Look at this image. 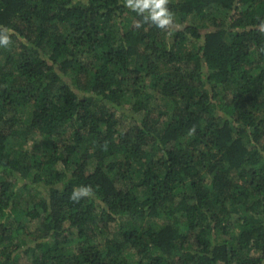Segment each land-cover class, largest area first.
Masks as SVG:
<instances>
[{
	"label": "trees",
	"instance_id": "trees-1",
	"mask_svg": "<svg viewBox=\"0 0 264 264\" xmlns=\"http://www.w3.org/2000/svg\"><path fill=\"white\" fill-rule=\"evenodd\" d=\"M168 8L0 0V264H264V0Z\"/></svg>",
	"mask_w": 264,
	"mask_h": 264
},
{
	"label": "clouds",
	"instance_id": "clouds-1",
	"mask_svg": "<svg viewBox=\"0 0 264 264\" xmlns=\"http://www.w3.org/2000/svg\"><path fill=\"white\" fill-rule=\"evenodd\" d=\"M124 4L130 10L143 17L144 23H151L160 30H168L174 24L173 14L168 8L169 0H124ZM140 27V24L136 25ZM259 31L264 33V21L259 25ZM12 30L0 28V47L7 48L11 44ZM194 132V129H192ZM94 195L91 186L74 188L70 199L78 202L81 198Z\"/></svg>",
	"mask_w": 264,
	"mask_h": 264
},
{
	"label": "rangeland",
	"instance_id": "rangeland-1",
	"mask_svg": "<svg viewBox=\"0 0 264 264\" xmlns=\"http://www.w3.org/2000/svg\"><path fill=\"white\" fill-rule=\"evenodd\" d=\"M66 81L69 82V79L66 78ZM126 97L129 98V95H127ZM124 104L125 105H123L122 109L116 113L117 117H119V119H120V125L122 128H125L130 121V118H128L127 115L125 116L122 113L123 110L128 111L129 100L125 101ZM33 137L34 136L25 138L22 136L21 139L16 143V152H21V151H27L30 153L34 152V150H36V147H37L38 139L36 137H34V138ZM35 225H36V223H31L28 226V228L30 230L34 229ZM110 231H111V234H114V233L116 234L118 231V225H112L110 227ZM31 259L32 258L22 257L20 260V263L21 264H29Z\"/></svg>",
	"mask_w": 264,
	"mask_h": 264
}]
</instances>
